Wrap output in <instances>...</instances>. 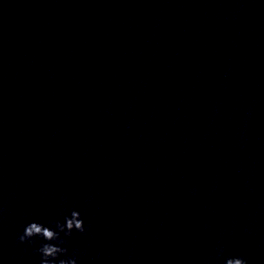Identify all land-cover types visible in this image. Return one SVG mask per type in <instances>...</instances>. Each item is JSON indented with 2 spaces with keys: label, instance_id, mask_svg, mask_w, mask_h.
Returning a JSON list of instances; mask_svg holds the SVG:
<instances>
[{
  "label": "clouds",
  "instance_id": "9594fccd",
  "mask_svg": "<svg viewBox=\"0 0 264 264\" xmlns=\"http://www.w3.org/2000/svg\"><path fill=\"white\" fill-rule=\"evenodd\" d=\"M55 229L44 224L33 221L24 227L23 233L19 235L18 241L23 244L31 242L34 237H41L47 243L41 245L36 251L40 255V264H77L75 257L58 259L67 254V249L61 247L66 241L61 238V233L65 237L71 236L73 230L83 233L85 231L84 221L79 211L73 209L69 216H65L64 223L56 222ZM55 241L56 243H52ZM223 250L219 251V257H223ZM224 264H247V260L242 257H227Z\"/></svg>",
  "mask_w": 264,
  "mask_h": 264
}]
</instances>
